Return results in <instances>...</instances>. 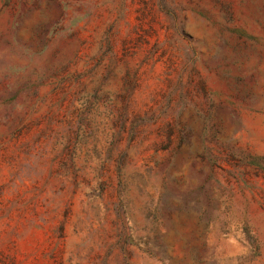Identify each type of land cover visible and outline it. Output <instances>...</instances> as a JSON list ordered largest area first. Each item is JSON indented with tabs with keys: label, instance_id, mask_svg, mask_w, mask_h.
<instances>
[{
	"label": "rangeland",
	"instance_id": "obj_1",
	"mask_svg": "<svg viewBox=\"0 0 264 264\" xmlns=\"http://www.w3.org/2000/svg\"><path fill=\"white\" fill-rule=\"evenodd\" d=\"M0 264H264V0H0Z\"/></svg>",
	"mask_w": 264,
	"mask_h": 264
}]
</instances>
